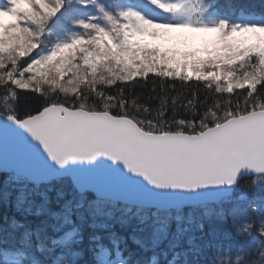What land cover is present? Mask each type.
Listing matches in <instances>:
<instances>
[{"label": "snow or ice", "instance_id": "obj_1", "mask_svg": "<svg viewBox=\"0 0 264 264\" xmlns=\"http://www.w3.org/2000/svg\"><path fill=\"white\" fill-rule=\"evenodd\" d=\"M0 264H264V0H0Z\"/></svg>", "mask_w": 264, "mask_h": 264}, {"label": "trees", "instance_id": "obj_2", "mask_svg": "<svg viewBox=\"0 0 264 264\" xmlns=\"http://www.w3.org/2000/svg\"><path fill=\"white\" fill-rule=\"evenodd\" d=\"M221 2H225V0H221ZM232 2L234 3H238V4H243V5H253L255 6L257 12H259V5L261 0H232ZM248 178H244L241 180V184L243 185V183L247 180ZM9 215H11V212L9 211ZM117 231H120L119 229V225L116 226ZM226 242V241H225ZM129 246L130 247H135V245L132 244L131 240H129ZM191 258V257H190Z\"/></svg>", "mask_w": 264, "mask_h": 264}]
</instances>
